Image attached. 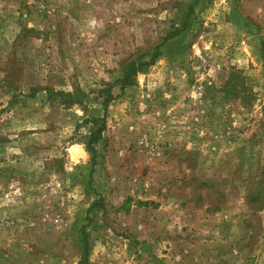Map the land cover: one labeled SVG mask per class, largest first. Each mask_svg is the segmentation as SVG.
Instances as JSON below:
<instances>
[{"label":"rangeland","instance_id":"1","mask_svg":"<svg viewBox=\"0 0 264 264\" xmlns=\"http://www.w3.org/2000/svg\"><path fill=\"white\" fill-rule=\"evenodd\" d=\"M0 264H264V0H0Z\"/></svg>","mask_w":264,"mask_h":264}]
</instances>
